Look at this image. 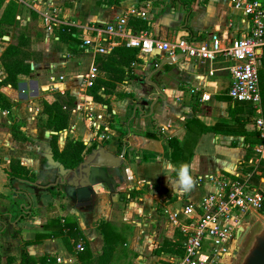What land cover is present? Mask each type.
Instances as JSON below:
<instances>
[{
  "label": "crops",
  "instance_id": "1",
  "mask_svg": "<svg viewBox=\"0 0 264 264\" xmlns=\"http://www.w3.org/2000/svg\"><path fill=\"white\" fill-rule=\"evenodd\" d=\"M9 1L3 0L0 17ZM258 1L264 5V0ZM17 2L22 11L16 22L2 24L6 33L0 36V81L6 76L1 54L17 42L20 29L29 40L24 49L29 51L30 72L20 73L16 86L0 85V94L9 103L0 105V214H5L0 217V264H23L25 240L37 264H94L107 245L113 246L107 264H162L176 251L158 252L160 243L180 234L170 214L177 211L181 220V207L210 190V175L250 177L264 192V151H256L264 142L256 123L262 108L229 95L232 59L183 58L155 71L162 53L140 54L145 57L117 84V93L105 96L106 104L87 94L89 82L105 75L94 63L93 50L80 44L69 51L56 32L59 23H66L77 26L81 35L83 26H104L117 16H125L129 27L133 14L148 25L136 32L129 27L133 33L144 31L169 41L189 37L196 42L216 33L229 42L251 28L242 8L231 0H191L185 21L180 0ZM47 15L59 22L47 23ZM29 23L32 28L42 24L47 32L41 37L35 29L29 33ZM49 31L56 47L49 46ZM57 92H69L76 103L69 127L55 132L58 148L77 139L85 144L82 159L97 143L120 157L117 171L107 168L111 184L98 180L85 198H78L75 187L67 184L71 175L61 183L57 169L47 164L53 130L45 126L42 100H54ZM166 137L178 142L173 160ZM12 161L27 167L33 181L10 179L7 170ZM185 163L195 182L190 191L175 183ZM76 227L70 236L71 250L62 236Z\"/></svg>",
  "mask_w": 264,
  "mask_h": 264
},
{
  "label": "built area",
  "instance_id": "2",
  "mask_svg": "<svg viewBox=\"0 0 264 264\" xmlns=\"http://www.w3.org/2000/svg\"><path fill=\"white\" fill-rule=\"evenodd\" d=\"M231 4L243 9L251 28L246 34L229 42L216 33L200 42L189 37H180L175 41L163 40L144 31L133 33L126 26V17L117 16L114 22L104 26H81V45L92 49L94 53H105L110 47L123 44L136 47L140 54L145 55L154 51H159L163 57L182 53L183 58L199 60L227 56L232 59L228 66L231 82L229 95L234 100L251 102L260 110L258 69L264 51V5L258 0H231ZM130 11L138 14L134 9ZM139 14L144 16L143 12ZM45 20L47 23L59 22L48 15ZM256 123L264 139L262 110ZM256 151H264V142L257 145ZM208 180L210 190L196 202H188L181 207V220L178 219L177 211L170 214V220L176 223L183 238L180 251L165 258L162 264H224L235 249L241 223L252 213L263 211L264 192L251 182L250 177L220 174L210 175Z\"/></svg>",
  "mask_w": 264,
  "mask_h": 264
},
{
  "label": "trees",
  "instance_id": "3",
  "mask_svg": "<svg viewBox=\"0 0 264 264\" xmlns=\"http://www.w3.org/2000/svg\"><path fill=\"white\" fill-rule=\"evenodd\" d=\"M72 0H64L65 5H70ZM186 9L185 21L189 13L191 12V0H180ZM3 4V0H0V8ZM17 0H10L4 7L0 17V36L6 33L2 28L3 23L14 24L16 22V14L19 9L17 8ZM182 24L186 27V24ZM127 25L136 31L147 28V21L144 18L136 17L131 14L128 17ZM57 35L59 39L68 45L69 51H75L77 46L82 44V39L79 35L80 29L77 26L59 23L57 28ZM28 38L23 32L17 37L16 43H10L4 49L1 54V62L6 71V76L0 81L1 84L10 83L16 86L18 75L20 73L27 74L30 72V63L26 61L29 57V51L24 49V46L28 44ZM140 52L138 48L125 46L123 44L114 45L109 48L105 53H95L94 63L96 67L105 72L104 76H97L93 79L91 84L87 87V94H90L95 101L108 104L109 99L105 97L113 93H117L116 86L119 82H122L127 76L131 75V70L134 63L140 62ZM261 66L258 69L259 77V89H260V105L264 113V55L261 57ZM0 105L9 106V103L3 99L0 94ZM76 106L75 97L69 92L61 93L57 92L55 99L52 101L42 100V111L46 113L47 119L45 126L53 131H60L69 127V117L72 109ZM57 133H52L49 140V147L53 153L55 160L60 161L66 168L75 167L82 160V152L85 149V144L81 140L70 139L63 149L58 148ZM166 143L171 148V159L173 160L178 150V142L174 138L166 137ZM261 142V138L257 140ZM262 159L258 160L261 163ZM9 178H21L28 181H33L29 176V170L22 165L19 161H12L11 167L7 170ZM254 176V172L252 174ZM256 181L258 179L255 178ZM5 214H0L3 217ZM78 227L63 234L62 238L68 249L72 250V243L70 242V236H74V232ZM179 236L176 239L164 238L160 243L158 252L164 251L172 253L174 251H180L179 240L183 238L180 230ZM18 234V231L15 230ZM26 240L21 248L22 263L23 264H37L36 259L32 257L25 248ZM111 245H107L104 248L103 254L98 257L94 264H107L112 251Z\"/></svg>",
  "mask_w": 264,
  "mask_h": 264
},
{
  "label": "water",
  "instance_id": "4",
  "mask_svg": "<svg viewBox=\"0 0 264 264\" xmlns=\"http://www.w3.org/2000/svg\"><path fill=\"white\" fill-rule=\"evenodd\" d=\"M181 59H183L182 53L162 57L154 70H163L165 63H172ZM147 80L149 81V77ZM155 86L158 90L157 95H161L159 87ZM52 132L55 133L56 131ZM46 158L49 168L57 169V180L65 183L67 176L71 175L72 178L67 181V184L75 187L78 198L81 196L85 198L89 196L93 185L98 180L111 184L112 178L108 176L107 168L113 167L117 171L120 157L97 143L90 148L86 158L73 168H66L63 163L55 160L51 149L46 154ZM234 251L233 264H264V219L259 214L252 213L241 223L238 228Z\"/></svg>",
  "mask_w": 264,
  "mask_h": 264
},
{
  "label": "clouds",
  "instance_id": "5",
  "mask_svg": "<svg viewBox=\"0 0 264 264\" xmlns=\"http://www.w3.org/2000/svg\"><path fill=\"white\" fill-rule=\"evenodd\" d=\"M167 167L169 169H173V165L168 164ZM180 190L182 191H190L194 187V180L190 175V165L185 163L180 165L178 170V180L175 182Z\"/></svg>",
  "mask_w": 264,
  "mask_h": 264
},
{
  "label": "rangeland",
  "instance_id": "6",
  "mask_svg": "<svg viewBox=\"0 0 264 264\" xmlns=\"http://www.w3.org/2000/svg\"><path fill=\"white\" fill-rule=\"evenodd\" d=\"M17 8L20 10V13H21V7H20V5L18 4L17 5ZM51 11V10H50ZM44 24V23H43ZM50 25H52V24H50ZM32 29H35L36 31H37V36L38 37H41V36H43V34H44V32L46 31L45 30V27L44 26H42V24H40V25H34V27L32 28V26H30V23L26 26V30L29 32V33H31L32 32ZM18 32H23L22 31V29H20V30H18ZM47 32V31H46ZM50 32V31H49ZM53 32H50L49 33V46L51 45L52 47H56V43H54L56 40L53 38V34H52ZM139 57L141 58V60L145 57L144 55H139ZM261 215V217L264 219V214L263 213H261V212H259ZM235 250V249H234ZM234 252L235 251H233V253L231 254V256H230V258H229V260L227 259V260H225V262H224V264H233L234 263Z\"/></svg>",
  "mask_w": 264,
  "mask_h": 264
}]
</instances>
